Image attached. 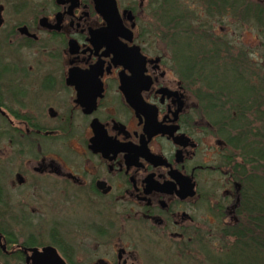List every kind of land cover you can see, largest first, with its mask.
<instances>
[{"label": "flooded vegetation", "instance_id": "af4514ba", "mask_svg": "<svg viewBox=\"0 0 264 264\" xmlns=\"http://www.w3.org/2000/svg\"><path fill=\"white\" fill-rule=\"evenodd\" d=\"M115 1L118 52L99 34L102 0H0V228L37 230L61 203L52 240L32 233L0 259L53 247L67 264H177L241 221L232 149L200 111L175 34L161 55L159 34ZM157 5L140 9L159 22Z\"/></svg>", "mask_w": 264, "mask_h": 264}, {"label": "trees", "instance_id": "16d2710c", "mask_svg": "<svg viewBox=\"0 0 264 264\" xmlns=\"http://www.w3.org/2000/svg\"><path fill=\"white\" fill-rule=\"evenodd\" d=\"M150 1L158 4L155 11L163 27L175 34L169 41L177 58L201 87L196 94L201 113L232 149L233 176L242 194L238 227L217 234L225 245L197 251L209 264H264V56L257 53L260 61H250L244 48L237 52L225 34L215 30L219 24L224 31L232 27L244 33L249 26L264 38V5L200 0L206 7L205 20L184 0ZM1 234L11 235L0 228ZM18 254L17 264H25Z\"/></svg>", "mask_w": 264, "mask_h": 264}, {"label": "rangeland", "instance_id": "374dc122", "mask_svg": "<svg viewBox=\"0 0 264 264\" xmlns=\"http://www.w3.org/2000/svg\"><path fill=\"white\" fill-rule=\"evenodd\" d=\"M118 4H119V8L121 10L127 8V6L129 7H133L137 14H138V21H140V25L142 27L146 26L148 29V32H157L159 34V38H152V49H160V54H164V53H168L167 50V35L169 33H173V31H167L165 28H163L162 25V20L160 19L161 16L159 15V22L156 21L152 15V13L150 11H148L149 9H147V12L143 13L140 9V5L144 0H117ZM185 4L189 5L192 9L196 10L198 12V14L201 15V13L204 11L202 5L200 4V2L198 1H193V0H184ZM250 3L254 4V5H258V4H262L264 5V0H250ZM202 16L205 17V20H207L208 15H204V12L202 13ZM161 21V22H160ZM160 23V24H159ZM225 24L229 25V20L227 21L225 19ZM221 29H223V27H221L219 24L215 25V30L219 35H224L227 38V41L230 42V44L234 45L237 49L236 51L239 52V49L244 48L247 55L249 56L248 59L250 61L255 60L256 61H260V58H257L258 56L257 53H259L260 55L264 56V38L262 36H259V32L257 31V29L255 27H249L246 28L245 27V31L243 33V31L241 29L238 28V30L229 27L227 28V30L221 31ZM151 39V38H150ZM151 41V42H152ZM169 42V40H168ZM201 87L200 85H197L194 87V92L195 95L198 93V91H200ZM60 208H61V203L60 202H53L51 209H46V214L47 217L43 220V226L41 228H38L37 230H30L28 228L22 227L19 229H12L1 225L3 228L5 229V232L7 233H12L14 236L12 237V235H10V238H15L17 241V244H6V239L5 237L8 238L7 236H4V234H1V238H0V245L5 247V252L7 254H9L11 251L16 250L18 248V245L24 243L25 241L29 240V238L31 237L32 233L35 234L38 237L39 241H44V242H49L50 240H52L55 235L56 232H54L53 228L54 226H59V223L61 222V212H60ZM39 218H43L41 215L39 216ZM3 223V222H1ZM214 241H218L219 237L218 235L214 234L212 236ZM8 245V246H7ZM7 247V248H6ZM148 256V255H146ZM175 256L174 261L176 260L177 264H209L208 261L201 255L199 254H193L192 257H179V256ZM2 258L0 259V263L2 264H17V260L15 259V257L13 255H3ZM177 257V258H176ZM162 264H168L166 261L162 262ZM175 264V263H173Z\"/></svg>", "mask_w": 264, "mask_h": 264}, {"label": "water", "instance_id": "95a60500", "mask_svg": "<svg viewBox=\"0 0 264 264\" xmlns=\"http://www.w3.org/2000/svg\"><path fill=\"white\" fill-rule=\"evenodd\" d=\"M98 11L108 25V29L99 31V34L110 35L112 38L113 49L115 52H118L117 50L121 49V47L118 43L117 36L124 31H128L123 27L121 15L116 1L102 0V2L98 3ZM124 15L128 17L130 22H134V16L132 12L125 11ZM133 27H135V24ZM130 32L131 31H129V33ZM130 50L136 52L134 49ZM24 253L26 254V264H67L58 254V251L53 247H45L42 250L37 248L26 249Z\"/></svg>", "mask_w": 264, "mask_h": 264}]
</instances>
